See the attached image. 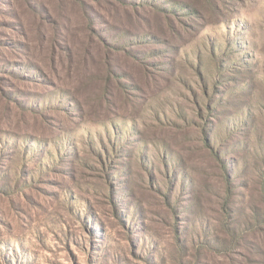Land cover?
<instances>
[{
    "label": "rangeland",
    "instance_id": "1",
    "mask_svg": "<svg viewBox=\"0 0 264 264\" xmlns=\"http://www.w3.org/2000/svg\"><path fill=\"white\" fill-rule=\"evenodd\" d=\"M0 264H264V0H0Z\"/></svg>",
    "mask_w": 264,
    "mask_h": 264
},
{
    "label": "trees",
    "instance_id": "2",
    "mask_svg": "<svg viewBox=\"0 0 264 264\" xmlns=\"http://www.w3.org/2000/svg\"><path fill=\"white\" fill-rule=\"evenodd\" d=\"M223 69L224 70H226V68H225V66L223 67ZM227 69H229V68H227ZM230 69H232L233 70V68H230ZM210 108V107H209ZM210 124H212V127H211V131H210V133L212 134V132H215L216 130H217V125H215V123H213V122H210ZM243 128H245V126L243 127ZM204 136L206 137V139H207V141L209 142L210 141V137H209V134L206 132V130H204ZM211 142V141H210ZM102 152H104L105 153V155H106V157H109L108 156V153L110 152V149H108V147H106V146H103V151ZM117 154H119L120 155V153L119 152H117ZM218 156V155H217ZM99 157H100V159H101V161L103 160L102 159V154L101 153H99ZM218 158L220 159V160H222V162H224L225 160H223V159H221L219 156H218ZM69 160H73L72 158L71 159H69ZM104 161V160H103ZM105 162H107V160H105ZM225 164H226V161H225ZM226 166H227V164H226ZM227 168H228V166H227ZM127 172V171H126ZM225 172H226V174H227V176L229 177V173H228V171L225 169ZM231 177V176H230ZM173 179V181H174V179H175V177H173L172 178ZM173 181H172V184H173ZM231 186H233L232 185V182H231V184H230ZM172 198H170L169 200H171ZM118 206L120 207V205H119V203L118 202H115L114 201V208H113V212L120 218V219H122L123 220V224H124V226H127V224L125 223L126 221H124V219H123V217L125 218V212L123 211V209H127V207H125V208H123V209H121V208H118ZM101 225L103 226V224L101 223ZM128 227V226H127ZM101 229H103L102 227H100ZM128 228H130V227H128ZM102 231V230H101Z\"/></svg>",
    "mask_w": 264,
    "mask_h": 264
}]
</instances>
